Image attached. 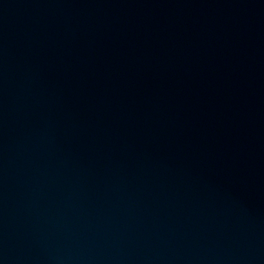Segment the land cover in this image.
Masks as SVG:
<instances>
[{
  "label": "water",
  "instance_id": "95a60500",
  "mask_svg": "<svg viewBox=\"0 0 264 264\" xmlns=\"http://www.w3.org/2000/svg\"><path fill=\"white\" fill-rule=\"evenodd\" d=\"M0 264H264V0H0Z\"/></svg>",
  "mask_w": 264,
  "mask_h": 264
}]
</instances>
